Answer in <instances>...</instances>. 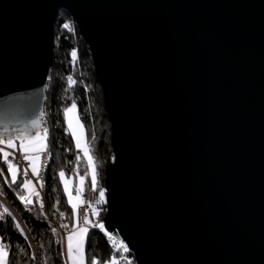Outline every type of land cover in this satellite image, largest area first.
Segmentation results:
<instances>
[{
	"label": "water",
	"instance_id": "95a60500",
	"mask_svg": "<svg viewBox=\"0 0 264 264\" xmlns=\"http://www.w3.org/2000/svg\"><path fill=\"white\" fill-rule=\"evenodd\" d=\"M60 10L110 128L109 234L137 264H264V0H0V131L40 130Z\"/></svg>",
	"mask_w": 264,
	"mask_h": 264
},
{
	"label": "trees",
	"instance_id": "16d2710c",
	"mask_svg": "<svg viewBox=\"0 0 264 264\" xmlns=\"http://www.w3.org/2000/svg\"><path fill=\"white\" fill-rule=\"evenodd\" d=\"M67 25V27H65ZM52 66L47 78L45 88L46 100L41 114L40 132L43 136L44 128L48 132V148L51 155L47 154V168L44 170L41 189V198L44 209L41 210L33 197V205L25 206L18 198V187L10 183V173L7 164L0 154V195L18 216L24 228L27 239L23 236L9 246L12 264H63L60 250L63 244L57 243L60 235H53L51 227H57L62 222L58 218L53 205L56 200H61L59 208L65 212L63 222H71V208L67 204L63 192L59 171L64 170L65 175L71 176L75 181L78 177L84 178V195L87 201H94L98 193L90 190V177L85 158L77 152L74 139L65 119V110L75 101L77 114L82 124L85 142L94 166H98V183L103 187L105 168L112 161L110 147V128L106 112L103 107L99 84L93 73L91 55L87 45L80 36L70 16L60 10L57 12L53 24L52 38ZM76 52V56H72ZM75 81L69 87L68 77ZM79 155L82 159L77 161ZM19 167L23 169L21 162ZM9 183H5V179ZM23 177L21 178L22 181ZM0 203H2L0 201ZM3 204V203H2ZM101 209L100 220L105 212V204L97 206ZM60 230V231H59ZM59 232L63 230L59 229ZM28 238L31 241L36 260L30 259L33 250L29 248ZM111 243L103 233L97 229L92 230V235L87 245V255L95 254L105 259L110 256Z\"/></svg>",
	"mask_w": 264,
	"mask_h": 264
},
{
	"label": "snow or ice",
	"instance_id": "6c2138e0",
	"mask_svg": "<svg viewBox=\"0 0 264 264\" xmlns=\"http://www.w3.org/2000/svg\"><path fill=\"white\" fill-rule=\"evenodd\" d=\"M65 27H67V25H65ZM76 55V52H72L73 57ZM68 81L69 87L75 83L71 76L68 77ZM76 108L77 104L73 101L71 107L66 108L64 113L65 117ZM68 126L69 128L72 126L71 119L68 120ZM48 132L49 129L44 128L43 136H41V132L38 130V121L36 120L31 121L30 124L23 129L5 128L3 131H0V154H2L3 161L7 164V169L10 173V183L16 185L20 190L18 191V198L22 204L25 206L33 205V197H35V201L39 204L41 210L44 209V203L42 202L41 192L37 190V185H39L40 189H43L44 184L42 183L43 177L41 176L36 161H40L41 165L45 169L47 168V159L45 158L42 160L41 157L43 154L51 155L47 144ZM73 135L75 134L73 133ZM36 143L40 144L39 148L34 147ZM75 146L78 150L81 148L79 139L76 140ZM84 151L87 156L88 149ZM17 153L20 154L19 158L17 157ZM21 158L23 161L27 162L23 169L19 167V159ZM76 159L80 161L82 158L77 155ZM88 164L91 168L89 188L92 192L98 193V198H95L94 201L81 200L83 196V184H81L75 187V198L81 201L78 206L77 203L73 202V195L69 188V182L65 179V171L60 170L59 179L63 183V192L67 194V204L70 205L71 208V222H63L66 219L65 212L60 210L59 205L61 204V200L57 199L53 208L58 214V218L62 221L59 225V229L63 230V232H59L57 227H51V232L53 235H60L61 237L57 243L64 245L60 250L63 264H123L126 259L123 254L127 253L129 249L122 241H119L116 236L110 235L105 224L100 220L101 209L97 206L104 205L107 202L106 193L105 189L99 186L97 175L98 166H94L91 156H88ZM3 175L4 172L0 171V176ZM29 175L36 178L35 183L32 179L27 178ZM22 177L23 179L21 181ZM81 181H83V177H81ZM4 182L9 183V180L6 178ZM0 195H3V193H0ZM0 209H2V212H0V221L4 220L5 217H11L20 235L27 239L20 222L16 220V217L9 208L0 203ZM93 229L99 230L108 240L112 241L110 256L106 261L95 254L91 256L87 255L86 249ZM30 247L31 245H29V248ZM30 259L36 260L37 257L33 254ZM0 264H12L9 246L5 243L2 236H0Z\"/></svg>",
	"mask_w": 264,
	"mask_h": 264
},
{
	"label": "crops",
	"instance_id": "0c3cea01",
	"mask_svg": "<svg viewBox=\"0 0 264 264\" xmlns=\"http://www.w3.org/2000/svg\"><path fill=\"white\" fill-rule=\"evenodd\" d=\"M70 107H71V106H70ZM70 107H69V108H70ZM65 119H66V123H67V125H68V120L71 119V121H72V126H74L75 124H79L80 127H82L76 109L73 110L72 112H70V113L68 114V116L65 117ZM68 127H69V126H68ZM81 129H82V128H81ZM82 130H83V129H82ZM70 132H71V134H72V137H73V139H74V142H76V140H77L78 138H76L75 135H73V131H70ZM83 133H84V130H83ZM26 142H27V140H26ZM17 143H19V142H17ZM34 147H35V148H39V147H40V144H39V143H36V144L34 145ZM18 154H19V153H18ZM30 154H31V151H30ZM19 156H20V154H19ZM19 162H21V164H22L23 167H24L25 164L27 163V162L23 161L22 158L19 159ZM36 163H37V165H38V167H39V165H40V161H36ZM29 172H30V169H29ZM88 173H89V177L91 178V172H90L89 168H88ZM27 178H28V179H32L33 182L35 183L36 178L32 177L31 175H29V177H27ZM65 179L68 180V182H69V188H70V190L72 191V195H73V202H74V203H77L78 206H79L80 203H81V201H78V200H76V198H75V187L80 186L81 184H83V195H84V178H83V181H81V177H78V178H76V180L74 181L73 178H72L71 176H67V175H65ZM61 183H62V182H61ZM62 187H63V183H62ZM37 190H38V191L41 190V189L39 188V185H37ZM40 192H41V191H40ZM25 194H26V193H25ZM65 195H66V199H67V194H65ZM81 200H83V196L81 197ZM0 212H2V209H0ZM13 215H14V214H13ZM21 226H22V225H21ZM22 228H23V227H22ZM23 229H24V228H23ZM0 236H2V237L4 238L6 244H11V243H13V242H15V241H18L20 238L23 237L22 235H20L19 230H17V229L15 228V224H14V222H13V220H12L11 217H5L4 220L0 221ZM63 246H64V245H63Z\"/></svg>",
	"mask_w": 264,
	"mask_h": 264
},
{
	"label": "rangeland",
	"instance_id": "374dc122",
	"mask_svg": "<svg viewBox=\"0 0 264 264\" xmlns=\"http://www.w3.org/2000/svg\"><path fill=\"white\" fill-rule=\"evenodd\" d=\"M82 125V124H81ZM69 128V127H68ZM83 127H80V125L79 124H75L74 126H71V128H69V130L70 131H73V133L75 134V137L76 138H78L79 139V141H80V145H81V148L78 150L77 149V152L79 153V154H81L84 158H85V161L87 162V166H88V168H89V170H90V172H91V168L89 167V164H88V156H90L89 155V153H87V156L85 155V149H87V146H86V142H85V136H84V133H83ZM75 145H76V142H75ZM84 196L85 195H83V200H84ZM6 206V205H5ZM7 207V206H6ZM9 210H11V209H9ZM13 214L15 215V217H16V220L17 221H19L18 219V216L15 214V212L13 211ZM20 222V221H19ZM21 224V223H20Z\"/></svg>",
	"mask_w": 264,
	"mask_h": 264
},
{
	"label": "built area",
	"instance_id": "2783aa9c",
	"mask_svg": "<svg viewBox=\"0 0 264 264\" xmlns=\"http://www.w3.org/2000/svg\"><path fill=\"white\" fill-rule=\"evenodd\" d=\"M17 157L19 158L20 156H19V154L17 153ZM47 159V154H43L42 155V157H41V159L43 160V159ZM10 159H11V157H10ZM39 170H40V172H41V176L43 177V175H44V170H45V168L41 165V162H40V165H39ZM43 180V179H42ZM41 191V190H40ZM84 200H86V197L84 196ZM0 201L4 204V205H6L9 209H11V207L2 199V197L0 196ZM87 201V200H86ZM12 213H13V210L11 209L10 210ZM15 216V215H14ZM19 220V219H18ZM58 229V228H57ZM59 230V229H58ZM60 231V230H59ZM110 235H112V234H110ZM119 241H122L121 240V238H119L118 239ZM110 243H111V245H112V241H110V240H108ZM28 242H29V244L31 245V248H32V250H33V254H35V251H34V248H33V245H32V243H31V241L29 240V238H28ZM125 245H126V243L124 242V241H122ZM127 246V245H126ZM124 256H125V261L123 262V264H137L136 263V261H135V259H134V257L131 255V253H130V251H128L127 253H124L123 254Z\"/></svg>",
	"mask_w": 264,
	"mask_h": 264
}]
</instances>
